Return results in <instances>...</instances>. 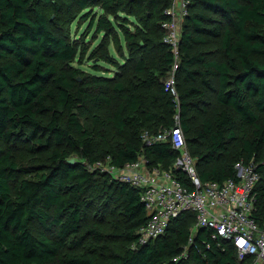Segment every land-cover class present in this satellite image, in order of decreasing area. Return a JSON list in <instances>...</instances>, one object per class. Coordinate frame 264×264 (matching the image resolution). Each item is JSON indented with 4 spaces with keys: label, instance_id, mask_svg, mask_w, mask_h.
<instances>
[{
    "label": "trees",
    "instance_id": "trees-1",
    "mask_svg": "<svg viewBox=\"0 0 264 264\" xmlns=\"http://www.w3.org/2000/svg\"><path fill=\"white\" fill-rule=\"evenodd\" d=\"M190 1L173 95L176 58L162 28L172 0H71L80 12L100 8L92 25L108 37L118 38L110 15L135 17L134 29L120 24L138 76L129 87L76 66L81 46L42 0H0V264H173L185 248L177 264H242L232 241L212 242L205 229L189 245V211L132 248L149 219L141 189L92 169L136 160L142 132L170 129L179 114L204 182L237 179V164L255 161L253 215L264 225V0ZM101 46L99 60L115 63ZM91 107L100 115L87 127ZM178 155L167 142L147 150L163 169Z\"/></svg>",
    "mask_w": 264,
    "mask_h": 264
},
{
    "label": "built area",
    "instance_id": "built-area-1",
    "mask_svg": "<svg viewBox=\"0 0 264 264\" xmlns=\"http://www.w3.org/2000/svg\"><path fill=\"white\" fill-rule=\"evenodd\" d=\"M190 2L172 0L165 10L167 19L162 24L165 31L163 42L172 47L176 58L166 81V90L173 95H177L176 72ZM141 142L142 148L136 160L124 166H116L110 159L98 161L92 166V169L106 172L119 182L141 189V200L149 219L138 229V240L132 248L163 236L173 219L189 211L196 216L189 245L193 244L198 230L205 229L212 242L221 239L232 241L242 264H264V225L261 226L253 215L255 188L260 180L254 160L237 164V179L204 182L198 174L179 114L175 116V126L170 129L144 130ZM165 142L170 143L179 154L174 165L170 169L151 166L147 150ZM175 170L183 171L188 176V184L176 175ZM212 242H206L208 249L212 248ZM189 256V248H185L181 255L173 259V264Z\"/></svg>",
    "mask_w": 264,
    "mask_h": 264
},
{
    "label": "rangeland",
    "instance_id": "rangeland-1",
    "mask_svg": "<svg viewBox=\"0 0 264 264\" xmlns=\"http://www.w3.org/2000/svg\"><path fill=\"white\" fill-rule=\"evenodd\" d=\"M55 4L62 6L63 11L60 13L55 12L52 5L42 0V7L50 15L53 25L63 26L64 31L69 33L72 40L78 43L82 48V54L78 57L75 65L82 68L87 73L96 75L118 77L117 82H122L126 86H130L138 79L137 74L133 72V66L129 62L132 58L129 50L127 49L120 24H125L130 29H134L135 17L127 12H120L118 15H110L109 18L112 22L116 23L118 30V38L114 36L108 37L105 33H98L96 31V21L98 16L102 14V10L98 7H92L87 11H81L76 5L70 7L71 0H52ZM87 18V20H86ZM89 18V19H88ZM93 26V27H92ZM108 43L109 54L114 58L115 63L109 64L100 61V56L105 52L102 48V43ZM101 66L102 70H95V66ZM91 114L83 117V121L87 127H92L95 117L100 115V112L91 107Z\"/></svg>",
    "mask_w": 264,
    "mask_h": 264
}]
</instances>
